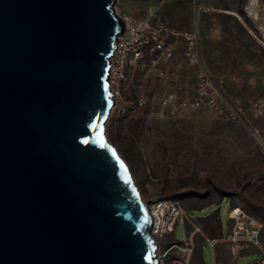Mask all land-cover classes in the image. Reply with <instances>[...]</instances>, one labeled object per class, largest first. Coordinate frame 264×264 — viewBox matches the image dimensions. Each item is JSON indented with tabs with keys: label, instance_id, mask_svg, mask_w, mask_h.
Returning a JSON list of instances; mask_svg holds the SVG:
<instances>
[{
	"label": "water",
	"instance_id": "95a60500",
	"mask_svg": "<svg viewBox=\"0 0 264 264\" xmlns=\"http://www.w3.org/2000/svg\"><path fill=\"white\" fill-rule=\"evenodd\" d=\"M115 1L0 0V264H159L104 132Z\"/></svg>",
	"mask_w": 264,
	"mask_h": 264
},
{
	"label": "rangeland",
	"instance_id": "374dc122",
	"mask_svg": "<svg viewBox=\"0 0 264 264\" xmlns=\"http://www.w3.org/2000/svg\"><path fill=\"white\" fill-rule=\"evenodd\" d=\"M258 2L257 17L248 13V0L114 3L121 17L148 19L172 50L169 59H158L150 42L134 65L116 75L104 127L142 200L173 198L187 211L192 249H172L163 264H200V243L205 264H212L206 237L226 231L234 205L262 221L264 240V106H258L264 102V0ZM194 26L200 60L223 80L225 95L217 109L185 105L198 86L199 64L187 53L183 36ZM183 237L178 223L174 234L155 239L162 251L174 241L183 245ZM223 249L226 255L225 244ZM214 252L218 257L217 248ZM255 255L242 254L235 264Z\"/></svg>",
	"mask_w": 264,
	"mask_h": 264
},
{
	"label": "built area",
	"instance_id": "2783aa9c",
	"mask_svg": "<svg viewBox=\"0 0 264 264\" xmlns=\"http://www.w3.org/2000/svg\"><path fill=\"white\" fill-rule=\"evenodd\" d=\"M123 19L125 29L118 37L116 48L111 56L109 80L112 87L116 80V75L118 73L121 74L124 66L127 64L129 66L134 65L143 56V47L146 44L152 43V49L158 52V59L167 60L172 55L171 47L155 34L148 19L132 20L128 17H123ZM183 36L186 41L187 53L192 60L199 64L197 91L194 97L188 100L185 105L190 108L207 107L217 109L222 97L225 95V90L222 86L223 80L222 78H217L198 56L200 38L198 27L194 26L192 29L185 31ZM258 106L263 107L264 102L260 101ZM148 209L151 217V232L154 238L163 239L167 234H174L175 226L178 223L182 224L184 231V237L181 240L183 245L174 241L164 244L162 251L158 245L157 257L159 264H163L164 257L172 249L176 248L181 252L192 249L188 247L185 230V222L189 216L187 211L175 199L160 198L152 200L148 203ZM262 228L263 223L261 220L247 213L240 206L234 205L228 211L226 233H223L220 238H206L209 239L212 248H215L219 241H224L228 244L231 264H235L242 254L246 253L256 254L246 264H264V240L261 238ZM189 242L191 241L189 240Z\"/></svg>",
	"mask_w": 264,
	"mask_h": 264
},
{
	"label": "crops",
	"instance_id": "0c3cea01",
	"mask_svg": "<svg viewBox=\"0 0 264 264\" xmlns=\"http://www.w3.org/2000/svg\"><path fill=\"white\" fill-rule=\"evenodd\" d=\"M227 225H228V221H227ZM226 230H227V227H226ZM224 233H226V231ZM222 234H219V237L218 236H216V237L217 238H220V236ZM224 244L226 245V247L228 249L226 255L224 254V249H223L224 248ZM216 248H217V251H219L218 257L215 256V252H214ZM212 252H213V263L212 264H231V260H230V257L228 255V253L230 254L229 246H228V244L226 242L219 241L217 243L216 247L215 248H212ZM199 261H200V264H205V262L203 260L202 250H201V243L199 245ZM185 264H188V262H186Z\"/></svg>",
	"mask_w": 264,
	"mask_h": 264
},
{
	"label": "bare ground",
	"instance_id": "6f19581e",
	"mask_svg": "<svg viewBox=\"0 0 264 264\" xmlns=\"http://www.w3.org/2000/svg\"><path fill=\"white\" fill-rule=\"evenodd\" d=\"M258 4H259L258 0H249L248 1V5H247L248 13L254 17H257V14L259 11V5ZM104 127H105V124H104ZM105 135H106V133H105ZM106 137H107V135H106ZM107 140H109L108 137H107Z\"/></svg>",
	"mask_w": 264,
	"mask_h": 264
},
{
	"label": "snow or ice",
	"instance_id": "6c2138e0",
	"mask_svg": "<svg viewBox=\"0 0 264 264\" xmlns=\"http://www.w3.org/2000/svg\"><path fill=\"white\" fill-rule=\"evenodd\" d=\"M113 154H115V153H113Z\"/></svg>",
	"mask_w": 264,
	"mask_h": 264
}]
</instances>
